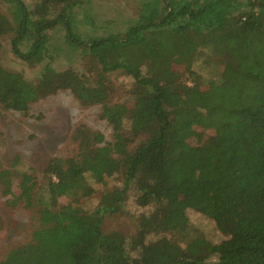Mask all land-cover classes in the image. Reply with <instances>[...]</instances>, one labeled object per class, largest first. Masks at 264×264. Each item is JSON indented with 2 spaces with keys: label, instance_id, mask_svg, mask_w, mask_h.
<instances>
[{
  "label": "trees",
  "instance_id": "obj_1",
  "mask_svg": "<svg viewBox=\"0 0 264 264\" xmlns=\"http://www.w3.org/2000/svg\"><path fill=\"white\" fill-rule=\"evenodd\" d=\"M2 1L12 20L0 8V37L10 36L18 58L42 61L47 30L62 24L89 68L47 63L27 79L3 66L0 41V105L28 113L38 100L69 90L81 105L101 106L112 134L108 140L78 122L70 134L75 153L47 160L42 192L18 168V156L0 168L3 195L38 204L27 240L0 264H264V0L146 1L123 32L88 41L74 32L76 0ZM202 54L218 63L215 77L193 68ZM117 71L132 79L129 115L112 100ZM192 125L212 130L213 141L188 150L183 133ZM112 175L120 185L91 184ZM129 196L148 208L135 232L105 231L106 217ZM90 199L97 203L83 207ZM187 206L225 227V237L214 243L193 228Z\"/></svg>",
  "mask_w": 264,
  "mask_h": 264
},
{
  "label": "rangeland",
  "instance_id": "obj_2",
  "mask_svg": "<svg viewBox=\"0 0 264 264\" xmlns=\"http://www.w3.org/2000/svg\"><path fill=\"white\" fill-rule=\"evenodd\" d=\"M73 9L74 32L80 34L83 40L109 33L123 32L134 23L146 1L157 0H76ZM31 7L36 0H24ZM1 10L12 20L9 6L0 0ZM48 51L40 62L28 63L18 58L11 49L10 36L0 37L2 43L1 62L10 70L19 71L27 79H35L45 64H50L57 70L73 67L84 71L88 67V56L80 50H74L66 42V31L62 24L47 30ZM27 43L20 46L26 49ZM203 52V51H201ZM206 52V50H204ZM206 62V64L203 62ZM214 60H216L214 58ZM213 63V64H210ZM211 57L201 55L193 68L202 77H215L218 66ZM92 74V73H91ZM114 84L112 100L129 115L135 104L130 96L132 79L117 71L110 74ZM100 105L83 106L69 90H60L50 94L30 105L28 113L5 109L0 105V168H4L15 157L20 159L19 169L32 174L38 182V192H42L45 177L43 174L47 160L55 155L69 156L75 153L76 142L70 138L75 125L84 122L90 127L99 129L106 139L111 140L112 130L99 116ZM212 130L195 125L184 130L185 147H202L213 141ZM121 178L112 175L105 178V184L91 181L96 189H111L120 185ZM66 203L68 198L61 197ZM97 203L96 199L86 200L82 205L91 208ZM36 202L29 207L23 203H13L10 196H5L0 187V259L12 247L25 242L28 234L36 225ZM148 211V208L137 206L131 196L122 205L121 210L114 215L107 216L103 224L105 231L122 230L132 234L136 230L137 216ZM186 214L191 226L200 230L211 242H219L225 235L226 228L218 229L215 222L187 206Z\"/></svg>",
  "mask_w": 264,
  "mask_h": 264
}]
</instances>
